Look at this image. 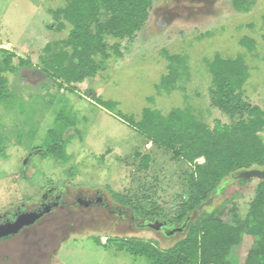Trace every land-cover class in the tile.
Instances as JSON below:
<instances>
[{"label": "rangeland", "instance_id": "374dc122", "mask_svg": "<svg viewBox=\"0 0 264 264\" xmlns=\"http://www.w3.org/2000/svg\"><path fill=\"white\" fill-rule=\"evenodd\" d=\"M152 1L148 21L133 39L105 37L109 57L106 61L96 58L104 61L96 76L62 88L33 69L15 74L5 61L13 55L11 67L19 66V57L41 67L45 47L69 36L71 27L66 24L56 30L51 15L65 0H0V85L6 92L0 97V215L22 204L30 208L47 187L54 186L71 199L78 193L88 197L99 193L110 210L121 209L139 222H171L189 197L193 166L147 140L126 118L138 121L146 108L164 115L174 108H190L210 127L216 121L232 123L212 103L214 86L207 64L217 54L244 58L249 68L244 98L264 110V0H258L249 13L235 11L230 0ZM244 38L255 42L252 51L241 45ZM115 48L121 57L115 55ZM166 54L186 57L188 73L171 92H158L156 86L168 73ZM97 98L108 105H100ZM51 136L63 140L62 156L41 154ZM260 138L264 143V132ZM146 155L150 162L144 169L141 164ZM258 181L242 185L235 176L227 177L201 211L232 199L244 212ZM124 201L145 215L156 214L142 219L133 208L121 205ZM94 213L106 223L84 226L82 234L67 239L55 264H147L144 258L104 245L109 237L135 238L165 249L185 233L167 235L153 226L130 227L129 218H115L104 207ZM83 220L79 218L78 223ZM178 228L168 227L171 231ZM97 238L101 245L95 243ZM250 246L251 240L245 239L234 250L236 264L243 263ZM1 250L4 254L11 251Z\"/></svg>", "mask_w": 264, "mask_h": 264}, {"label": "trees", "instance_id": "16d2710c", "mask_svg": "<svg viewBox=\"0 0 264 264\" xmlns=\"http://www.w3.org/2000/svg\"><path fill=\"white\" fill-rule=\"evenodd\" d=\"M257 1L230 0L239 13H249ZM152 6V0H65V5L51 11V15L57 22L56 30H62L66 24L71 27L69 36L45 47L41 67L22 57L18 67H11L13 55L6 59V67L15 74L21 69H33L62 88L81 83L104 68L103 62L109 57L105 37L133 39L148 21ZM240 43L248 51L255 47L249 38ZM115 55L122 56L116 48ZM97 57L104 61H96ZM165 57L169 62L168 73L156 86L158 92H171L188 73L186 57L168 54ZM207 66L214 86L213 106L228 115L232 123L216 121L210 127L190 108H174L166 115L146 108L138 121L125 117L147 140L193 166L188 199L178 207L171 222L163 221L180 226L185 232L183 237L165 249L151 241L109 237L104 248L116 247L144 258L147 264H236L234 250L250 239L251 246L241 264H264V181H258L255 196L244 212L232 199L211 211H201L227 177L264 167V143L260 138L264 132V110L244 98L243 88L249 78L246 61L242 56L224 58L217 54ZM5 93L0 85V97ZM97 101L104 107L108 105L101 98ZM50 138V144L41 154L62 156L63 140ZM200 159L204 163L198 164ZM149 162L150 157L144 156L142 168H147ZM239 181L242 185L247 182ZM121 205L133 208L142 219L156 214L145 215L131 202L124 201ZM194 213L196 217H192ZM95 243L101 245L100 239H95Z\"/></svg>", "mask_w": 264, "mask_h": 264}, {"label": "flooded vegetation", "instance_id": "af4514ba", "mask_svg": "<svg viewBox=\"0 0 264 264\" xmlns=\"http://www.w3.org/2000/svg\"><path fill=\"white\" fill-rule=\"evenodd\" d=\"M16 206L11 212L0 215V224L13 222L22 214H34L37 218L19 232L1 238L0 242L13 241V245H0V264H55L63 243L72 235L82 234L84 226L94 222H105V219L94 217V210L99 207L107 208L108 213L115 218H129L121 209L110 210L106 199L97 193L96 197L83 196L78 193L73 199L54 186L47 187L38 201ZM84 220L78 223V219ZM130 227L148 228L151 222H139L136 218H129ZM30 221V220H29ZM158 222V221H157ZM155 223L156 226L160 223ZM115 223V222H114ZM157 230L167 235L174 234L168 229L167 223H160ZM183 231V230H181ZM178 231V232H181ZM1 249H11L4 254Z\"/></svg>", "mask_w": 264, "mask_h": 264}, {"label": "water", "instance_id": "95a60500", "mask_svg": "<svg viewBox=\"0 0 264 264\" xmlns=\"http://www.w3.org/2000/svg\"><path fill=\"white\" fill-rule=\"evenodd\" d=\"M26 163H27V160L25 161L24 164ZM234 176L238 179H243L246 181L251 180V179H257L259 181H264V167L240 171L236 173V175ZM36 218L37 216L34 214H31V215L22 214L19 217H17V219L13 222H7L4 224H0V239L19 232V230H21L24 226L29 225ZM149 226L151 227L153 226L156 229H158L162 227V224L159 223L158 226L150 224ZM181 230L183 229L182 228L174 229L172 233H174L175 231H181Z\"/></svg>", "mask_w": 264, "mask_h": 264}]
</instances>
